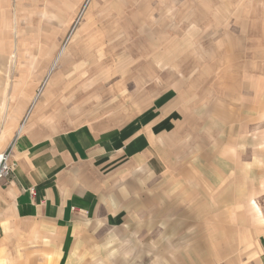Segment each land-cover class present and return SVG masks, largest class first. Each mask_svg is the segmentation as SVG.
<instances>
[{"label":"rangeland","instance_id":"obj_1","mask_svg":"<svg viewBox=\"0 0 264 264\" xmlns=\"http://www.w3.org/2000/svg\"><path fill=\"white\" fill-rule=\"evenodd\" d=\"M87 5L0 0V149L20 133L43 86L48 104L32 120L50 134L123 126L174 89L187 109L184 150L201 178L193 177L194 186H212L222 167L230 172L222 187L194 195L206 203L200 213L212 219L215 235L248 236L253 220L264 233V0ZM126 250L123 262L131 264ZM119 252L87 251V264H118ZM152 258L132 264H167Z\"/></svg>","mask_w":264,"mask_h":264},{"label":"crops","instance_id":"obj_2","mask_svg":"<svg viewBox=\"0 0 264 264\" xmlns=\"http://www.w3.org/2000/svg\"><path fill=\"white\" fill-rule=\"evenodd\" d=\"M44 91L14 139L13 174L0 183V264H87V251L96 257L113 248L123 249L118 264L129 248L131 264L151 254L167 264H264L260 220L234 238L223 229L215 235L212 219L200 213L206 203L194 195L222 187L230 172L222 167L212 186H194L193 177L201 178L184 150L187 109L176 90L123 126L94 123L56 134L35 124L48 104ZM206 170L199 174L210 180Z\"/></svg>","mask_w":264,"mask_h":264},{"label":"built area","instance_id":"obj_3","mask_svg":"<svg viewBox=\"0 0 264 264\" xmlns=\"http://www.w3.org/2000/svg\"><path fill=\"white\" fill-rule=\"evenodd\" d=\"M14 148L15 142L13 140L6 150L0 152V183L10 179L13 174L14 164L12 157ZM32 193L35 194V189L32 190Z\"/></svg>","mask_w":264,"mask_h":264},{"label":"bare ground","instance_id":"obj_4","mask_svg":"<svg viewBox=\"0 0 264 264\" xmlns=\"http://www.w3.org/2000/svg\"><path fill=\"white\" fill-rule=\"evenodd\" d=\"M55 66H56V65H54L53 67H55ZM51 67H52V66H51ZM53 67H52V68H53ZM34 98H35V97H34ZM32 101H33V100H32ZM36 101H37V99L35 98V100H34L33 103L35 104ZM33 107H35V106H33ZM33 107H32V108H33ZM32 108H31V109H32ZM29 116H30V115H29ZM22 126H23V125H22ZM22 130H23V127L21 128V131H22Z\"/></svg>","mask_w":264,"mask_h":264},{"label":"water","instance_id":"obj_5","mask_svg":"<svg viewBox=\"0 0 264 264\" xmlns=\"http://www.w3.org/2000/svg\"><path fill=\"white\" fill-rule=\"evenodd\" d=\"M89 1H90V0H89ZM89 1H88V2H89Z\"/></svg>","mask_w":264,"mask_h":264}]
</instances>
